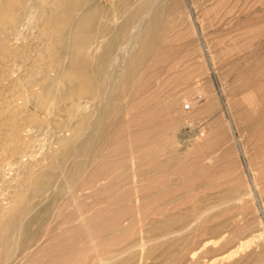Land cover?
Returning a JSON list of instances; mask_svg holds the SVG:
<instances>
[{
    "label": "bare ground",
    "instance_id": "6f19581e",
    "mask_svg": "<svg viewBox=\"0 0 264 264\" xmlns=\"http://www.w3.org/2000/svg\"><path fill=\"white\" fill-rule=\"evenodd\" d=\"M149 1L151 0H108L106 4H103L102 0H0V264H83V260L88 261L90 256L84 257L87 252L84 249L85 246L83 247L84 240L81 242L80 239L83 236H85L83 239L90 238L89 241L92 239L93 233L90 229L93 226L91 228L89 226L92 223L96 225V222H102L103 224L106 222V225L111 222L114 226L117 225L114 231H110L112 228L109 230V232H112L111 234L106 230L108 233L104 235V238L109 235L111 237L110 241L123 239L125 242L124 238H130L132 235L131 226H133L132 222L135 218L133 214V216H130L131 213L128 212V208H132L130 203L136 202L137 204L142 198L150 200L153 197V192L147 191L146 194L144 192L141 197L137 194L138 192L134 191L135 196L130 197L132 191H122V194L130 193L124 197L129 206L123 208L124 210L128 209L124 212L129 216L122 215L123 218L125 217L129 221V224H127L128 221L124 224L125 218L123 220L121 218L120 223V217L113 216L116 215L114 211L113 214L109 209H104L103 207L106 208V206L103 205L101 206L104 210L100 208L101 212L96 213V216L94 214V217L89 214L90 217L86 218L87 214L84 210L85 205L88 203L86 199L94 200L92 198L96 195L101 196L100 194L104 193L110 195L111 201H107L111 202L110 205H119V199L116 198L115 193L119 192L120 185L116 180L120 178L118 181L121 184L124 181L122 180L123 177L129 174L128 179L131 178L132 182L134 173H131L132 176L130 177L129 172L134 170L137 162L136 156L133 155L134 151H130L129 154L123 156H117L116 154L119 146L118 139L121 141L124 138V134L122 138H118L125 126L124 123L128 124L126 127L128 128L127 133H129L131 123L136 125L141 122L150 128L159 125L157 116H159V108L162 107L153 104L157 94L151 84L153 75L149 74L146 67L150 66L157 69V66H151V63L158 52L168 51L169 48L163 45L165 39H167V34H164L165 23H163V20L165 19L162 16L165 9L159 4L157 6L150 5ZM174 9L171 10L174 11ZM255 13L258 14V12ZM142 14L143 18L139 21L138 17ZM165 54L167 53L165 52ZM156 64L158 65V61ZM178 100L177 94H168V98L165 96L162 101L164 111L177 113ZM136 108H141L139 114ZM133 109H136L137 114L133 115V119H130L128 115ZM246 114L248 118L253 115L249 112H246ZM248 118H246L247 121L250 120ZM254 118L252 119H258L257 117V119ZM247 123L250 124V122ZM166 124L170 129H177L178 116H170L169 122L164 123V126ZM166 133L168 132L166 131ZM162 135H165V133H162ZM162 135H159V138L156 136L160 142ZM153 136L155 137V135ZM153 136V139H150L158 141ZM175 136L173 134L171 138L168 135L167 137L171 138H169L170 144L168 146L165 144L166 147L162 145V147L163 150L166 149L171 154L170 160H173L176 165L178 160L183 157V154L178 151L184 150L189 142L181 147L175 146L174 143L178 141L177 136ZM146 137H149V135H146ZM162 138L164 137L162 136ZM165 138L163 143L168 140ZM142 139L141 141H144ZM146 139L148 142V138ZM166 150L164 151L166 152ZM152 151L154 152L156 149ZM152 151L143 152V158H150ZM122 154L120 153V155ZM111 156L112 158H110ZM162 162L163 159L158 160V163ZM206 165L207 163H205ZM231 165L233 167V164ZM160 167L162 168V174L170 168L169 164L166 163H163ZM151 169V167H148L147 172ZM136 172L139 173L140 171ZM172 173H175V171H172ZM138 176L134 177L135 183L129 181V184H126H131L130 189L136 184ZM183 180L182 178L181 183ZM126 181L128 180L126 179ZM178 182H172L171 187ZM132 184L134 185L132 186ZM147 185V188L150 187V184ZM178 185L177 187H179ZM162 186L164 187V185ZM254 186L257 187L258 184ZM144 187L146 188V186ZM123 188L125 187L123 186ZM135 188L137 190L138 187ZM120 189L122 190V187ZM254 191L252 192V189L250 193L246 191L247 197ZM86 192L90 195L89 197L86 196L87 198L85 197L87 194L84 195ZM244 195H246L244 192H238L225 202L233 201L235 205L239 203L243 205V201H246ZM98 200H101V198ZM92 204L89 206L90 208H92ZM105 204L107 205L106 202H104ZM229 204L231 203L229 202ZM121 205L123 204H120V208ZM214 206L213 208H215ZM70 207L74 209L71 210ZM108 207L110 206L108 205ZM94 208L93 210H95ZM96 209H99V207ZM87 210L86 212H88ZM192 210L195 211V209ZM206 210L197 213L184 225L159 234L162 237L161 239H163V236L168 235V241L167 237L166 240L163 239L166 242L161 241L163 245L165 244L163 246L164 254L167 253L168 258L175 259L176 264H192L196 262V256L199 255H196L199 253L196 251L197 246L188 247V244L191 245L193 238L189 240V235H182L180 231L185 229L186 226H190L191 223L195 222L196 224L198 222L199 224L201 219L203 221L205 218H218L223 212L222 209L218 210L217 207L215 214L210 212L212 215L209 216L210 213H207L205 217V213L210 211L209 209ZM184 211L180 210L175 214L161 216L158 224L160 226L169 225L177 218V215L180 219L184 218L187 215L183 213ZM213 211L215 212V209ZM238 213L236 212V215L240 214ZM227 225L229 224L227 223ZM242 225L241 227L239 225V227L242 228ZM218 226L215 228H219ZM239 227L236 228L239 230L237 232H240ZM151 228H153L152 224L149 226V229ZM154 228H156V225ZM259 228L254 225L251 231L247 230L250 231L249 234H253V237L264 236L262 234L264 230L262 229L263 231L260 233L258 232L260 231ZM233 230L230 233L229 230L225 229L223 233L226 234L227 231L229 233H227V236H231V234L234 235ZM140 231L142 233L143 230ZM234 232L238 235L236 230ZM242 233L244 231L240 234ZM245 233L247 232L245 231ZM136 234L138 235V232ZM188 234L191 233L188 232ZM240 234L238 236H242ZM74 235L80 237L78 240L83 244L82 246L77 243L76 238L78 237L74 239ZM223 235H221V239L219 235L217 238L219 242H222V246L219 244L221 247L218 250L223 252H216L213 259L210 258L212 259L210 263L243 264L246 252L241 255L243 259L236 253L238 259L232 260L229 250L227 251L229 254L226 255L227 252L220 249L228 244H223L229 238L226 235L227 238H225ZM237 235L233 237L235 241ZM245 237H248V233ZM155 238L158 237L155 236ZM241 238L243 239V237ZM97 240L99 239L96 238L95 241L98 242ZM228 240L230 239H227V242ZM105 241L107 239H104ZM104 242L102 247H104ZM239 242L238 246L241 244ZM245 242L247 243V241ZM86 243L89 242L86 241ZM209 243L212 244L213 239L212 243L211 241ZM209 243L208 245H210ZM234 243H237V241L233 242L232 245H235ZM253 243L257 242L253 241ZM133 244L136 245L135 242ZM133 244H122L121 248L119 244L117 246L119 248L113 250L109 257H106L109 253H106L107 255L104 257L102 254L99 255L101 257L97 255L98 260L95 259L96 261L90 264L142 263V261L136 263L134 255L138 253L139 257L140 251L143 252L145 249L148 251L151 246H146L145 241L141 240L137 242V246L139 244L141 249L137 252L136 249H132ZM213 244L208 246V249L206 248L207 251H210V248L214 246ZM262 245L264 246V244ZM233 247L230 248L232 250L235 247L238 248L235 246L233 249ZM243 248L245 249L246 246H243ZM257 248L254 246L255 250ZM223 249L226 250V248ZM214 251L210 252L214 253ZM258 251L257 249L254 253ZM232 252H241V249ZM232 252L231 254H233ZM252 257L254 256L252 255ZM263 257L264 253L260 254V260L264 259ZM235 258H237V255H235ZM136 260H139V258ZM90 261L93 260L88 262Z\"/></svg>",
    "mask_w": 264,
    "mask_h": 264
},
{
    "label": "rangeland",
    "instance_id": "374dc122",
    "mask_svg": "<svg viewBox=\"0 0 264 264\" xmlns=\"http://www.w3.org/2000/svg\"><path fill=\"white\" fill-rule=\"evenodd\" d=\"M107 1L108 0H102L103 4H106ZM172 1L174 0H151L148 2L153 6H157L158 4L161 5V7L163 6V9H165L166 11H163L162 14L163 19H165L163 20L165 26H163L165 27V31H169H166L167 33L164 31V34H167V36L165 35L167 39H165L166 41L164 40L165 42L163 43V45L169 48L168 51L171 50L170 52L166 50L164 52L160 51L157 53L152 62L153 64L151 63V66H157V69L150 66L149 67L152 69L146 67L147 71H149V74L153 75V81L151 80V84L153 85V90H155V93L157 94V98H155L153 104L158 107H162L158 110L159 116H157V121L159 125H155L156 127L150 128L148 125L141 122V124L138 123L136 125H133L131 123V126L129 127V133H127L128 128L126 127L128 124L126 125V123H124L125 126L123 125L124 128L119 134L121 137H118L122 138V135L124 134V138H122L121 141L120 139H118L119 146L117 151L118 153H116L117 156H123L124 154H129L130 151H134V154L131 152L134 156H136L137 159L134 170H139L142 173H138L134 170L129 172L130 174L134 173L133 176L132 174L130 175V177H133L132 182L134 183L136 176L139 175L138 179H136V186L132 184V186L134 185L132 189H130L131 184L126 185L129 184V181L130 183H132L131 178L128 179L129 174L126 175L127 177L124 176L125 178L123 177V179L121 177V179L124 180L123 182L121 180L123 184L119 183L120 181L118 180L120 178H118V180L115 179L120 187H122V190L119 187V192L117 191L115 193L116 198L119 199V205H114L115 207L110 205L111 202H107L111 201L110 195H108V193H104L105 196L107 195L106 198L104 194H100L101 196L96 195V197H99L98 199L101 198V200H98L96 197L92 196L94 198H91L95 201L89 198L86 199V196L89 197L90 195H88V192L84 193V195L88 193L87 195H85V199L88 203L85 205V210L83 209L87 214L85 216L86 218L89 216V214H91L90 216L94 217V214L96 216V213L99 214L101 210L109 209L110 211H112V213L114 211V213L116 214L113 215V213V216L120 217L121 223V221L126 216H129L124 212L129 209L128 212L131 213L130 216L134 215L135 218V220L132 222L133 226H131L133 233L132 235L130 234V238H124L125 242L123 241V239L118 240L119 242L110 241L111 237L107 235L108 237L106 236L107 238H104V235L108 233L111 228L112 229L110 231H114L117 225L114 226V224H111V222H108L110 225H106V222L104 224L102 222H96L97 224L101 223L98 224L99 230L97 224L95 225L92 223V225L89 226V228H91L92 226L93 228H95L90 229L93 233V237L90 241V238L83 239L85 236H83V238L81 237V242L82 240H84L83 245L81 242H79L80 240H78L80 238L79 236H77L78 234L74 235V239L78 237L76 238L78 242L77 240L76 242L78 244H81V246L83 245V247L85 246L84 249L87 253L84 254V257L86 258L90 256L88 261L93 260L90 262H88L87 260H83V264H90L92 262H95L99 257H101L99 256L100 254H102L104 257L109 253L106 256L109 257V255L112 254L113 250L118 249L119 247L121 248L124 244L127 245L128 243L132 245L135 242L136 245L133 244L134 247L132 249H136L137 252H139L141 250L139 245L140 243L137 246V242L141 240L145 241L146 246H151V249L148 251H146L145 249L143 250V252L140 251L139 257L137 255L138 253L135 252V262L137 263L138 261H142V263L138 262L137 264H176L177 261L175 259L168 258L169 256L167 255V253L164 254L163 246H165V244L163 245L161 241H163L164 243V241L166 240L165 238L168 235L165 237L163 236V239H165L163 240L161 239L162 237L159 234L184 225L197 213L202 212L205 209L210 210L205 213V217L207 216V213L209 214L210 212L215 214L218 207V210L222 209L223 211L218 218H205L203 221L201 219L200 221L202 222L199 221V224L198 222H196V224L195 222L191 223L190 226H186L185 229L180 231V234L182 235H189V240L192 238L194 239H192L193 242L191 241V245L188 244L189 248L197 246L196 251L199 253H197L196 255H199L196 256V262L192 264H198V262H200L199 264H211L210 260L213 259V255H215L216 252H223L218 250L219 247L222 246V242H219V240L217 239L218 235L221 239L222 234H224L223 236H227V231L229 230L230 232L233 229L234 235L231 234V236H227L229 238H227L226 236L225 238L230 239L231 241L233 239L234 240L232 242L228 240L227 242L226 239L223 244L228 243L229 245H224L225 247H222L220 249L224 250L225 252L229 250L231 257L233 258L232 260L238 259V254L240 257L242 254H245V252L246 254L248 253L247 255L245 254L246 257L249 255L247 258L245 257V255L244 259L241 256V259L244 260L243 264H264V259L260 260L259 258L260 254L262 255L264 253V246H261V244H264V236H258V238L253 237V234H249L251 228L254 225L258 226V228L262 227L259 228L260 231L258 232L261 233V231L264 230V0ZM159 2H162L163 4H160ZM173 8H175L174 11L171 10ZM255 12H258V14ZM142 18L143 14L142 16L138 17V20L140 21ZM202 39L203 42H205V40L208 41L205 42L206 45L202 42ZM203 44L206 46V50ZM165 52L167 54H165ZM157 61L158 65L156 64ZM168 94H177L179 98L177 113L172 111H164L165 109L163 107L164 104L162 103V101L165 96L168 98ZM136 109L139 114V110H141V108ZM136 109H133L131 111V115L129 114L130 116L128 115L130 119H133V115L137 114ZM246 112H249L254 116L252 115L253 117L251 116L250 118H248ZM175 115H177L179 118L177 129H170L167 124L164 126V123L169 122L170 116L173 117ZM254 117H257L258 119L256 118L257 120H253L252 118ZM246 118L250 120L247 121ZM160 119L162 120L160 121ZM247 122H250V124ZM161 123L162 125H160ZM184 129L185 132L187 131L188 133H185ZM166 131L168 133H166ZM124 132L127 134H125ZM204 132H207L206 135ZM162 133H165V135H162ZM158 134L162 135L164 138L166 134L171 136V138L173 134L174 136L176 135L178 141L174 144L178 147L183 146L185 143L188 144L189 142V144L185 146L184 150L178 151L180 154H183V160H181L182 158L179 159L181 160V162H179L178 160L179 163L177 162L178 164L176 163L175 165L173 160H170L171 154L168 153L166 149H164L166 150V152L163 150V147H166L165 144H167V146L168 144H170L171 138L167 137V135L166 138L168 140H166V143H163L165 142L164 138H162L161 136L160 142L158 140V138L160 137ZM146 135H149V137H146ZM153 135H155V137ZM152 136L158 141L153 140V142L151 140L153 139ZM137 137H139L140 139H136ZM180 137L182 140L180 139ZM142 138L144 139V141H141ZM146 138H148V142ZM154 149H156V151L153 152L152 150ZM125 150L126 152H124ZM121 151L124 153L122 154ZM146 151H152V155L150 156V158L144 159L142 153H145ZM119 152L122 155H120ZM110 158H112V156ZM159 159H163V162L158 163ZM230 162L231 164H233V167ZM163 163L169 164V167L172 168L171 173L169 168L167 169L166 173L162 174V168L160 167V165H162ZM205 163H207L208 168L207 165L205 166ZM201 164H203L202 167L205 170L200 167ZM148 167L152 168L149 172H147ZM172 171H175V173H172ZM176 175L178 178L176 177ZM182 178L184 179L182 182L184 185L181 183ZM126 179L128 181H126ZM177 181H179L180 183H176L175 186L177 187V185L179 184L178 186L181 188H176L175 186H173L175 188L171 187V183ZM147 184H150V187L147 188ZM255 184H258V190L257 187L254 186ZM121 185H123L125 188H123V186ZM143 185L146 186V188ZM162 185H164V187ZM160 186H162L163 188H160ZM135 187H138L137 190H135ZM251 189L252 192L255 190L254 193L257 192L255 194L259 197H256L254 193L249 194ZM122 191H132L130 197L135 196V194H133L134 191L138 192L137 194L141 197L148 192H153V197L150 200L142 198L141 200H139V202H137V204L136 202L130 203V207H132L130 209L128 208L129 204H127V200H124V197H126L127 194L130 193L126 192L125 194H122ZM246 191H249V199L247 197ZM227 192L230 193L227 194ZM238 192H244L246 194L244 195V200L246 201H243V205H240V203L235 205V202L233 203V201H227L228 203L225 202V200L229 199ZM120 194L121 196H119ZM199 196L202 198L200 199ZM102 199L107 200L104 201ZM99 201L100 203H98ZM90 202L91 204L92 202L93 204L95 203L94 207L95 205L96 207L94 208L92 204V208H90ZM104 202H106L107 205H104ZM229 202L231 204H229ZM120 204H123L121 205V208ZM101 205L106 206V208ZM108 205L110 207L107 208ZM125 206L128 209L126 208V210H124ZM213 206L215 208H213ZM97 207H99V209H96ZM102 207L104 209H102ZM88 208L89 210H87ZM93 208L95 210H93ZM115 209H117L118 211ZM192 209H195V211H193ZM214 209L215 212L213 211ZM86 210L88 212H92L88 213L86 212ZM180 210H185L183 213H186L187 215L184 218L180 219L177 215V218L169 225L160 226L158 224V220L161 216L175 214V212H179ZM237 210H239L240 212ZM236 212H239L240 214L238 213L239 215H236ZM211 213L209 214V216L212 215ZM123 214H125L124 218ZM231 216L233 218L236 216L237 217L233 219ZM85 221H87V219H85ZM127 221L128 220L126 219L124 221V224H126ZM251 221H253L254 223ZM227 223L229 225H227ZM242 223H244V227ZM127 224H129V221ZM151 224L153 225V228L149 229V226ZM249 224L251 225V227ZM155 225L156 228H154ZM239 225L240 227L242 225V228H240ZM217 226L219 228H215ZM237 226L240 228V232H237L239 231L237 230ZM138 229H142V233ZM192 229L195 230V235ZM225 229L227 230L226 234L223 233L225 232ZM247 229L250 231H248ZM136 230H138V235L136 234L137 232H135ZM235 230L238 235L241 232L244 231L245 233L246 231L248 233V237H245L247 236V233H245V235L244 233H242L240 234L242 236H238L237 234H235ZM99 232H102L103 235ZM188 232L191 234H188ZM109 233L111 234L112 232ZM235 235H237L239 238L236 237L237 243H234L235 245H232L233 242H236L235 238H233L235 237ZM155 236L160 239L155 238ZM230 237L233 239H231ZM241 237H243V239ZM96 238L99 239L97 240L98 242L95 241ZM208 238H210L211 240ZM104 239H107V241L104 242ZM201 239L204 240V243L201 242ZM212 239L214 244L212 243ZM240 239L241 244H243H240L239 247L238 242ZM248 239L251 240L249 241ZM168 240L169 239L167 237V241ZM208 240H210L211 243L216 246H213L214 248L212 247L213 250H211L212 248H210V251L212 252L216 249L214 253L210 252L209 250V252L207 251V249L209 248L208 246L212 245L209 243L210 241L208 242ZM86 241H88L89 243H86ZM102 241L104 242V247H102ZM196 241L198 242V244ZM229 241L231 242V244ZM245 241H247V243ZM251 241L252 243L253 241L257 243L252 244ZM207 242L210 245H208ZM258 242L260 243L258 244ZM183 243L186 244L185 242ZM193 243L194 245H192ZM200 243H203L204 246ZM88 244L90 247L88 246ZM96 244L98 250L96 248ZM216 244H220L221 246H217ZM246 244H248L249 246H247ZM257 244L260 246H258ZM118 245L119 247H117ZM91 246H93L94 249L91 248ZM202 246L204 247V249ZM233 246H237L238 248L235 247L234 249ZM243 246H246V248L249 249H244ZM254 246L255 248H257L258 246L257 249L259 250V253H254V251L257 250L254 249ZM230 247H233L234 250H232ZM223 248H226V250ZM205 249L206 251H204ZM240 249L241 252H232L236 250L239 251ZM87 250L91 251L89 252ZM231 252L233 254H231ZM140 253H142V256L140 255ZM229 253L227 252L226 255H228ZM235 255H237V258L234 259ZM252 255L254 257H252ZM200 256L202 257L200 258ZM211 257L212 259H210ZM138 258L139 260H136Z\"/></svg>",
    "mask_w": 264,
    "mask_h": 264
}]
</instances>
